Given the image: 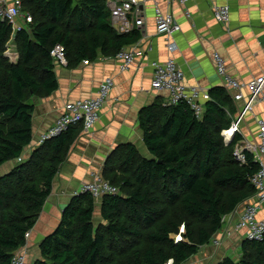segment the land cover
<instances>
[{
	"label": "trees",
	"instance_id": "obj_1",
	"mask_svg": "<svg viewBox=\"0 0 264 264\" xmlns=\"http://www.w3.org/2000/svg\"><path fill=\"white\" fill-rule=\"evenodd\" d=\"M21 1L22 13L33 22L16 33L17 63L5 56L13 27L0 20V167L21 159L0 177V264H11L26 245L60 167L84 131L83 125L70 127L23 157L33 140L31 98L58 89L52 51L61 45L71 68L116 57L140 40L137 31L120 34L112 27L105 0ZM236 112L224 88L211 92L200 116L187 101L145 108L140 123L150 158L131 144L111 157L104 180L119 192L101 198L105 224H93V196L78 194L59 228L41 243L43 259L33 264L186 263L211 242L226 216L256 194L254 156L246 152L240 163L234 151L245 145L242 136L236 134L228 146L222 135ZM220 264H264V238L246 240L238 261Z\"/></svg>",
	"mask_w": 264,
	"mask_h": 264
},
{
	"label": "crops",
	"instance_id": "obj_2",
	"mask_svg": "<svg viewBox=\"0 0 264 264\" xmlns=\"http://www.w3.org/2000/svg\"><path fill=\"white\" fill-rule=\"evenodd\" d=\"M80 4L84 0H73ZM109 3L113 0H105ZM228 6L230 22L219 23L214 8ZM158 7L171 14L180 24L181 32L174 38L160 36L156 31L155 8L153 3L141 6L144 27L137 31L140 40L123 50L140 49L145 57L136 60L127 71L122 72V60L116 57H100L84 60L75 67H68L54 61V73L58 89L51 95L33 96L32 118L33 140L23 153L28 159L39 147L41 137L46 134L64 114L65 106L77 100L93 99L98 95L100 85L107 78L114 82L113 90L100 113V119L90 132L81 131L72 145L65 163L54 179L51 195L39 215L37 223L20 253L26 256L28 264L42 260L41 243L61 225L63 213L72 199L81 193L84 185L104 180V173L116 150L122 146L134 145L144 157L149 155L144 144L140 123L141 112L156 102L170 104L168 92L156 91L152 87L155 62L174 59L184 74V86L188 95L198 94L195 102L204 106L214 89H226V83L217 72L215 55L221 56L230 77L244 87V100L235 102L237 92L228 90L237 112L238 119L250 92L245 86L264 76V0H192L182 5L176 0L161 1ZM26 14L17 19V25L29 28ZM190 16V17H189ZM175 41L178 50L172 54L168 50ZM12 52L19 60L18 47L11 43ZM88 62V64H86ZM227 90V89H226ZM264 122V92L259 102L243 119L241 136L245 143L257 141L260 126ZM18 161H10L0 167L3 174L10 173ZM3 177V176H2ZM101 199L95 201L93 224H105L101 215ZM259 206L257 219L264 220V204L257 196L241 204L238 209L223 219V225L208 245L184 264H220L227 258H241L246 242V230H237L247 206Z\"/></svg>",
	"mask_w": 264,
	"mask_h": 264
},
{
	"label": "built area",
	"instance_id": "obj_3",
	"mask_svg": "<svg viewBox=\"0 0 264 264\" xmlns=\"http://www.w3.org/2000/svg\"><path fill=\"white\" fill-rule=\"evenodd\" d=\"M161 1L171 0H113L109 3L111 12V25L120 34H130L134 31H141L144 27V18L142 16L141 6L147 3H153L155 8V24L157 34L174 38L176 34L181 32L180 24L174 19L171 14L164 13L159 7L158 3ZM182 5L189 4L192 0H176ZM210 1V0H207ZM23 5L21 0H0V20L7 22L13 27V36L11 41L7 44L5 56L12 62L17 63V56L12 52L11 43L14 41L16 33L23 28L17 25V19L23 14ZM215 18L219 23L227 24L230 22V8L228 6H217L214 8ZM190 17V16H189ZM27 24L33 22L31 16H25ZM170 53L174 54L178 50V45L175 41H171L168 45ZM55 62L63 66H67L65 49L61 45H57L51 53ZM145 57V52L140 49L122 50L117 58L122 60V72H127L136 62V60ZM217 65V72L226 83V89L233 90L236 93L234 96L235 102L244 100L241 93L244 87L240 82L230 77L227 73L225 60L215 55ZM88 64V62H86ZM154 69V80L152 87L156 91L168 92L170 94V104L177 105L181 101H187L197 115L203 112V106L195 102L198 94L193 91L192 95L187 94V90L183 84L184 74L178 68L174 59H169L165 62H155L152 64ZM114 87L112 79L107 78L100 85L98 95L93 99L77 100L70 102L65 106L64 114L56 124L41 137L40 145L46 141L53 139L70 127L83 125L84 131L90 132L97 125L100 119V113L103 109L107 99L109 98ZM245 88L250 92L245 106L241 109L239 117H244L252 111L253 107L259 102L261 94L264 92V76L248 83ZM210 100L209 96L205 97ZM260 132L257 141L247 142L244 146H237L234 151L236 159L244 164L246 162V152L254 156L256 163L259 165V171L253 176L252 184L256 189V194L260 199V203L264 204V122H259ZM236 134H241V128H238L233 122L229 130L223 131V137L226 145H230ZM21 162V159L18 160ZM118 189L111 186L105 181H95L83 186L81 193H89L95 200L101 199L105 195H116ZM259 206H247L244 214L236 225L237 230H246V239L249 241H261L264 238V220L257 219L259 213ZM30 237L27 234L26 239ZM180 238H178L179 240ZM11 264H28L26 256L17 252ZM168 264H173L170 260Z\"/></svg>",
	"mask_w": 264,
	"mask_h": 264
},
{
	"label": "bare ground",
	"instance_id": "obj_4",
	"mask_svg": "<svg viewBox=\"0 0 264 264\" xmlns=\"http://www.w3.org/2000/svg\"><path fill=\"white\" fill-rule=\"evenodd\" d=\"M235 125H237L238 126V128H242V126H243V117H238V119L236 120V122H235ZM229 146V145H228Z\"/></svg>",
	"mask_w": 264,
	"mask_h": 264
},
{
	"label": "rangeland",
	"instance_id": "obj_5",
	"mask_svg": "<svg viewBox=\"0 0 264 264\" xmlns=\"http://www.w3.org/2000/svg\"><path fill=\"white\" fill-rule=\"evenodd\" d=\"M109 9V8H108ZM110 10V9H109ZM145 156H147L146 158H150V154L148 155V154H146ZM4 175H6V174H3L2 172H0V177H2V176H4ZM175 238H177V237H175ZM240 259V258H239ZM238 258H236V260L235 261H238L239 260Z\"/></svg>",
	"mask_w": 264,
	"mask_h": 264
},
{
	"label": "clouds",
	"instance_id": "obj_6",
	"mask_svg": "<svg viewBox=\"0 0 264 264\" xmlns=\"http://www.w3.org/2000/svg\"><path fill=\"white\" fill-rule=\"evenodd\" d=\"M29 238H30V237H29ZM29 238H28V239H29ZM27 263H28V262H27Z\"/></svg>",
	"mask_w": 264,
	"mask_h": 264
}]
</instances>
